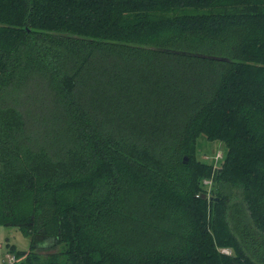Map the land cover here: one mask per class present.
Segmentation results:
<instances>
[{
  "label": "trees",
  "instance_id": "trees-1",
  "mask_svg": "<svg viewBox=\"0 0 264 264\" xmlns=\"http://www.w3.org/2000/svg\"><path fill=\"white\" fill-rule=\"evenodd\" d=\"M0 226L23 264H264V0H0Z\"/></svg>",
  "mask_w": 264,
  "mask_h": 264
},
{
  "label": "rangeland",
  "instance_id": "rangeland-1",
  "mask_svg": "<svg viewBox=\"0 0 264 264\" xmlns=\"http://www.w3.org/2000/svg\"><path fill=\"white\" fill-rule=\"evenodd\" d=\"M43 87V85L39 89L33 87L31 95H34V100L31 98V95H29L28 99L26 92L22 95V99H19L21 103L20 107L23 109L29 125L37 128L42 127V118L47 112L46 103L48 102V97L45 96L46 92ZM45 138L47 139L48 137L45 136ZM225 153V145L221 142L201 138L196 144V159L211 164L215 168L220 166ZM10 246H14L16 251L28 252L30 241L29 238L23 236L16 228L0 226V264H9L6 255L10 252ZM23 262L24 257H21L17 258V261L13 264H23Z\"/></svg>",
  "mask_w": 264,
  "mask_h": 264
},
{
  "label": "built area",
  "instance_id": "built-area-1",
  "mask_svg": "<svg viewBox=\"0 0 264 264\" xmlns=\"http://www.w3.org/2000/svg\"><path fill=\"white\" fill-rule=\"evenodd\" d=\"M214 167V166H213ZM215 168V167H214ZM204 185H207L208 187L211 186V181L210 180H206L203 182ZM224 253H229L227 250H223ZM7 260L9 262V264H13L16 262V258L15 255L12 253H7Z\"/></svg>",
  "mask_w": 264,
  "mask_h": 264
},
{
  "label": "water",
  "instance_id": "water-1",
  "mask_svg": "<svg viewBox=\"0 0 264 264\" xmlns=\"http://www.w3.org/2000/svg\"><path fill=\"white\" fill-rule=\"evenodd\" d=\"M185 162L187 161V157H184Z\"/></svg>",
  "mask_w": 264,
  "mask_h": 264
}]
</instances>
